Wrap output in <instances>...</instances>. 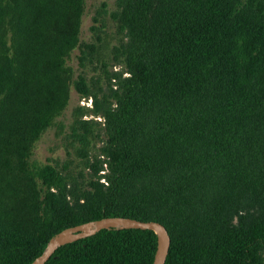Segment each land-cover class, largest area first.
Here are the masks:
<instances>
[{"label":"trees","instance_id":"obj_1","mask_svg":"<svg viewBox=\"0 0 264 264\" xmlns=\"http://www.w3.org/2000/svg\"><path fill=\"white\" fill-rule=\"evenodd\" d=\"M85 4L0 0V264L112 216L165 225L166 264H264V0H117L126 70L95 103L106 137L87 181L31 160L68 105ZM157 246L153 230H101L46 264H152Z\"/></svg>","mask_w":264,"mask_h":264},{"label":"rangeland","instance_id":"obj_2","mask_svg":"<svg viewBox=\"0 0 264 264\" xmlns=\"http://www.w3.org/2000/svg\"><path fill=\"white\" fill-rule=\"evenodd\" d=\"M117 9V0H86L81 47L76 48L67 61L73 70L70 99L63 113L34 145L31 158L34 163H51L60 170L67 167L73 175L84 173L85 180H88L87 159L93 160L100 153L106 137L105 120L101 114L95 113V103L115 102L113 90L117 85L112 79L113 74L126 70L118 50L125 35L114 18ZM79 76L86 79L91 91L89 96H82L75 87ZM83 122L90 132L87 153L81 150L83 141L80 135L86 132Z\"/></svg>","mask_w":264,"mask_h":264},{"label":"water","instance_id":"obj_3","mask_svg":"<svg viewBox=\"0 0 264 264\" xmlns=\"http://www.w3.org/2000/svg\"><path fill=\"white\" fill-rule=\"evenodd\" d=\"M112 229H149L155 231L158 235V246L152 264H166L172 240L165 225L157 221H143L123 216L105 217L60 231L51 238L46 249L30 264H46L58 248L68 243L95 235L101 230Z\"/></svg>","mask_w":264,"mask_h":264}]
</instances>
